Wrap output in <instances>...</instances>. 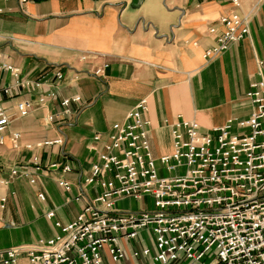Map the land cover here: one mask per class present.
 I'll list each match as a JSON object with an SVG mask.
<instances>
[{
    "label": "crops",
    "instance_id": "0c3cea01",
    "mask_svg": "<svg viewBox=\"0 0 264 264\" xmlns=\"http://www.w3.org/2000/svg\"><path fill=\"white\" fill-rule=\"evenodd\" d=\"M234 9L229 0H0L1 60L20 69L19 81L41 79L45 86H16L9 71L0 69V109L10 117L0 144V250L31 245L55 237L83 210L86 200H76L82 176L89 174L96 153L88 146L107 141L111 125L124 120L138 100L149 102L151 147L156 156L170 153L169 124L178 116L196 120L203 132L223 126L229 119H243L252 112L245 99L257 78L258 61H264V0L244 4L241 12L250 17V32L241 42L207 61L204 52L215 43L208 28ZM108 63L103 77L91 75ZM61 71L63 78L56 79ZM88 72V74H85ZM264 77V64L261 68ZM56 91L57 97L44 106L36 105L19 116L15 105ZM79 94L78 112L69 120L46 123V117L60 109L59 100ZM20 133L18 148L11 134ZM102 134L96 142L94 136ZM57 136L63 145L27 149ZM42 163L69 164L72 170L36 171L31 156ZM19 174L11 178L10 170ZM35 179L31 183L29 177ZM71 184L60 187L57 176ZM101 189L88 187V198ZM39 193L45 195L40 200ZM139 209L138 201L118 202ZM123 209V208H122ZM55 216L48 218L47 213ZM125 264H147L131 255L138 240H123ZM0 264H2L0 262ZM17 264H27L25 257ZM105 264H111L108 257Z\"/></svg>",
    "mask_w": 264,
    "mask_h": 264
},
{
    "label": "built area",
    "instance_id": "2783aa9c",
    "mask_svg": "<svg viewBox=\"0 0 264 264\" xmlns=\"http://www.w3.org/2000/svg\"><path fill=\"white\" fill-rule=\"evenodd\" d=\"M229 2L234 9L208 28L215 43L204 52L207 61L249 35L250 17L241 12V0ZM263 64V60L258 61V76L245 94L252 106L249 116L229 119L223 126L203 132L196 120L180 115L169 124L172 150L167 154H154L149 102L146 97L138 100L124 120L111 125L101 148L98 144L88 146L96 159L89 174L81 177L80 192L75 197L86 200L82 212L65 225L56 221L61 232L55 237L0 250V262L17 264L25 257L27 264H105L108 257L111 264H125L122 241L138 240L131 255L145 258L147 264H264ZM107 67L104 63L91 75L101 78ZM0 69L11 73L16 86H45L41 79L20 82V69L1 59ZM62 78L63 73L57 71L56 79ZM0 91L7 94L10 87ZM56 97V91L48 92L37 102H18L15 109L19 116H26L36 105L44 106ZM81 101L79 94L61 98L60 109L49 114L46 123L69 120L79 110L74 104ZM9 124L10 117L0 109V144ZM11 139L18 148L20 133H12ZM94 140L100 142L102 134H96ZM63 143L64 138L57 136L25 147L34 151ZM30 161L36 171L61 169L65 174L72 170L69 164H43L35 154ZM1 170L0 185H6L9 181L1 178ZM10 173L13 178L19 171L12 168ZM23 175L29 177L28 172ZM29 180L35 182L32 177ZM57 183L67 191L71 189L61 175ZM88 187L101 190L90 199L84 193ZM38 197L45 200L43 193ZM147 197L153 199V208H148ZM123 198H132L142 206L137 210L119 208ZM6 201L7 195L0 198L1 208ZM47 216L53 218L54 211Z\"/></svg>",
    "mask_w": 264,
    "mask_h": 264
},
{
    "label": "rangeland",
    "instance_id": "374dc122",
    "mask_svg": "<svg viewBox=\"0 0 264 264\" xmlns=\"http://www.w3.org/2000/svg\"><path fill=\"white\" fill-rule=\"evenodd\" d=\"M257 1L258 0H241V3H242V5L247 4V5L253 6V5H255V3ZM164 174H166V173L164 172ZM146 200H147L148 208L149 209L150 208H153L154 207V205H153V202H154L153 199L150 198V197H147ZM121 205H122V208L123 209H128V204L126 202L122 203ZM138 205H139V207L142 206L141 203H138ZM146 233H147V236L149 237V240H150L151 244H153V241H152V238H151V234L149 233V231H146ZM143 238L146 240V236L145 235H143Z\"/></svg>",
    "mask_w": 264,
    "mask_h": 264
}]
</instances>
